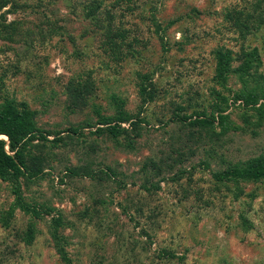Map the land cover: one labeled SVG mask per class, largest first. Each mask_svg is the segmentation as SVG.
Here are the masks:
<instances>
[{
    "label": "rangeland",
    "instance_id": "obj_1",
    "mask_svg": "<svg viewBox=\"0 0 264 264\" xmlns=\"http://www.w3.org/2000/svg\"><path fill=\"white\" fill-rule=\"evenodd\" d=\"M85 1L101 6V21L116 17L123 42L85 17ZM118 1L7 0L0 11V105L36 112L48 135L33 153L45 156L44 172L22 179L39 216L0 179V264H264V181L219 185L213 176L222 158L264 156V25L243 39L228 18L256 0H139L134 13ZM243 49L259 54L249 85L260 98L249 103ZM221 52L236 59L226 78ZM80 86L86 103L75 97ZM218 107L224 123L192 125ZM125 113L148 123H120L128 133L118 139L96 134L108 127L100 120ZM87 167L92 177L69 176Z\"/></svg>",
    "mask_w": 264,
    "mask_h": 264
},
{
    "label": "trees",
    "instance_id": "obj_2",
    "mask_svg": "<svg viewBox=\"0 0 264 264\" xmlns=\"http://www.w3.org/2000/svg\"><path fill=\"white\" fill-rule=\"evenodd\" d=\"M121 2L119 9L124 8L131 13H134L138 7L139 0H119ZM86 7L88 8L86 18L88 17L97 27L103 28L107 30V32L111 35L113 39V32L116 31L118 38H121L122 42L125 38L126 32H121L123 27L120 26L118 20L112 13L110 15L106 14L105 16H109L106 23H103L104 20L99 18V15L102 14L101 6L96 5L91 1L84 2ZM264 0H256L255 4L251 6L246 5L243 8H236L233 11L229 12L228 18L230 17V21L233 22L235 29L241 34V37L244 39L248 37V33L253 29H259L260 26L264 25V11H262V4ZM9 3L7 0H0V11L5 8ZM261 8V9H260ZM101 12V13H100ZM6 26L0 25V34L1 32L6 31ZM117 48H121V44L117 46ZM132 55L136 57V50L132 46ZM257 49L252 50H242V56L239 58H246L247 63L244 64L242 69H239V72H242L241 77L243 78L244 87L243 90L240 92L245 102L249 103L254 100L260 98L258 89H260L258 84L255 82L249 85L250 79L253 80V73L258 71L260 64H254L252 61L259 57L257 53ZM234 59L231 56L230 52H221L218 56V67L219 72L224 74L223 78L228 77L231 73V64L234 62ZM249 67V68H248ZM250 67H254V72L250 71ZM246 70V71H245ZM236 73V72H235ZM252 73V77H251ZM247 75V79L245 76ZM81 85H94L90 81L86 82H79ZM84 83V84H82ZM255 85V86H254ZM254 86L252 89H250ZM76 93L75 97L80 96L84 103L87 101V91L86 88L80 86V92L77 88H75ZM142 96L143 100L145 101H153L154 95L153 90L152 92L147 89V87L142 89ZM5 100V99H4ZM3 100V101H4ZM115 101L117 99L114 98ZM218 113L215 116L213 114L212 119L210 118H200L199 117L192 121L193 126H202L213 130V124L218 121L224 123L228 119V115H223V110L219 107L216 110ZM258 116L260 118H264V107L258 109ZM36 112L31 111L30 109H21L18 106L12 103H6L0 105V137H5L8 141L0 139V179L10 183L13 187V192L17 199V206H19L22 210L39 216L37 214V208H33L30 204L26 203L24 198H22V179L28 174L29 178L32 179L33 177L37 176L41 172H44V158L42 154L34 155V150L40 145V143H46L48 141V135L45 133H41L38 131L36 126ZM136 120L130 116L129 113H125L121 117L115 118H104L100 120V124L108 125L107 128H98L96 130L97 135H101L105 132H108L114 139L122 138L125 133H128L126 130L121 128L120 123H125L128 121H132V125L138 129L139 125L142 123H148L146 118H142L140 115L136 116ZM186 120L187 118L184 117ZM116 123L115 125H113ZM227 130V128H226ZM80 130H72L71 133L76 135ZM37 144H34L37 142ZM62 142V138H57L53 140V143H60ZM226 167L221 169L220 171L213 174L216 183L219 185H225L227 182H260L264 181V156H260L254 160L248 161L247 163H235L232 161H227L222 158ZM31 164V166L29 165ZM93 172L89 167L87 168H74L69 170V176H88L92 177ZM63 181V180H62ZM238 189L239 186H238ZM238 197V195H235ZM31 240L35 238L34 232L32 231ZM56 237H54L55 239ZM55 245L57 246L60 253L66 252L65 249L61 248L59 245H62L61 240L58 241L56 238ZM67 253V252H66ZM65 262L67 264H73L72 260L68 257L65 258Z\"/></svg>",
    "mask_w": 264,
    "mask_h": 264
}]
</instances>
